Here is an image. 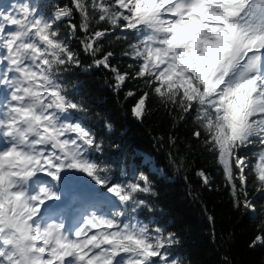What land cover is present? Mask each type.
<instances>
[{"label":"snow or ice","instance_id":"6c2138e0","mask_svg":"<svg viewBox=\"0 0 264 264\" xmlns=\"http://www.w3.org/2000/svg\"><path fill=\"white\" fill-rule=\"evenodd\" d=\"M12 7L0 10V264H183L169 251L176 234L139 219L141 209L153 211L139 198L154 194L148 178L106 180V166L93 158L99 140L73 119L84 105L62 76L80 67L70 47L78 31L92 66L111 71L117 90L128 79L143 81L148 91L133 105L135 118H144L151 94L181 120L194 111L193 136L222 167L233 206L254 207L242 150L258 147L264 160V0H72L50 15L34 0ZM93 20L111 27L90 31ZM117 29L135 40L124 53L137 62L134 73L113 66L114 53L99 55V41ZM66 170L86 173L113 201L80 198L71 227L67 213L41 219L60 195L46 183L33 191L32 183L38 176L59 182ZM197 175L211 183L204 170ZM255 190L264 194V166ZM257 245L264 246V230L249 247Z\"/></svg>","mask_w":264,"mask_h":264},{"label":"trees","instance_id":"16d2710c","mask_svg":"<svg viewBox=\"0 0 264 264\" xmlns=\"http://www.w3.org/2000/svg\"><path fill=\"white\" fill-rule=\"evenodd\" d=\"M22 2L0 0V10L14 11L12 5ZM34 2L39 3L48 15L55 11L54 6L72 4V0ZM95 15L98 17V13ZM79 21L77 13L73 23L79 24ZM66 23L61 21L59 24L62 35L68 31ZM110 27L93 20L90 31ZM83 39L84 33L79 31L71 39L70 47L81 64L65 72L62 80L69 92L75 93L74 99L84 105V111L73 112V119L83 121L100 142L101 150L94 153L93 158L106 166L104 178L116 184L135 183L140 174L148 178L154 194L141 193L139 198L147 200L153 211L141 209L139 219L152 227L163 228L166 233L176 234L179 244L169 251L183 264H225V257L228 264H264V246L249 247L254 237L264 230V194L255 190V177L264 166L259 148L242 150V154L250 158V167L246 171L249 172L250 199L254 207L236 208L225 186L222 167L202 141L193 136L198 127L195 112L181 120L179 110L165 108L157 96L151 94L146 115L143 119L135 118L133 105L143 91H148L143 81L128 79L117 90L111 71L92 66L94 58L84 51ZM99 43L102 45L100 56L112 52L114 56L110 63L113 66L122 73L135 72L137 62L124 55L130 51L129 45L135 43L132 35L117 29ZM129 91L136 95L126 97ZM200 170H204L210 179L208 186L197 175ZM59 185L57 192L67 202L50 209L49 205L54 201H49L42 208L41 219H48L47 213L69 214L72 211L73 215L78 210L74 206L84 197L108 205L113 202L106 188L86 173L66 170L61 174ZM209 216L213 219L209 220Z\"/></svg>","mask_w":264,"mask_h":264},{"label":"rangeland","instance_id":"374dc122","mask_svg":"<svg viewBox=\"0 0 264 264\" xmlns=\"http://www.w3.org/2000/svg\"><path fill=\"white\" fill-rule=\"evenodd\" d=\"M39 177V179L36 181L38 184L39 183H41V178L43 177V176H38Z\"/></svg>","mask_w":264,"mask_h":264}]
</instances>
